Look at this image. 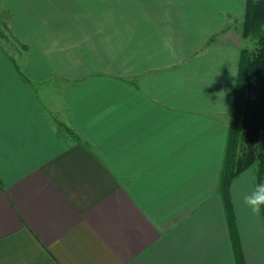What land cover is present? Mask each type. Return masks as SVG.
I'll list each match as a JSON object with an SVG mask.
<instances>
[{
  "label": "crops",
  "instance_id": "crops-1",
  "mask_svg": "<svg viewBox=\"0 0 264 264\" xmlns=\"http://www.w3.org/2000/svg\"><path fill=\"white\" fill-rule=\"evenodd\" d=\"M244 8L0 0V264H238L218 182ZM252 175L230 197L242 264H264Z\"/></svg>",
  "mask_w": 264,
  "mask_h": 264
},
{
  "label": "trees",
  "instance_id": "trees-1",
  "mask_svg": "<svg viewBox=\"0 0 264 264\" xmlns=\"http://www.w3.org/2000/svg\"><path fill=\"white\" fill-rule=\"evenodd\" d=\"M218 192L238 264H242L230 186L257 164L254 185L264 182V0H245ZM250 45V47H243ZM264 224V207L260 212Z\"/></svg>",
  "mask_w": 264,
  "mask_h": 264
},
{
  "label": "rangeland",
  "instance_id": "rangeland-1",
  "mask_svg": "<svg viewBox=\"0 0 264 264\" xmlns=\"http://www.w3.org/2000/svg\"><path fill=\"white\" fill-rule=\"evenodd\" d=\"M221 1H223V0H221ZM226 1H227V5L228 6L231 4V6L233 8V12H234V17L235 18L238 17V15L243 11V0H226ZM203 17H204L203 15L200 16V18H203ZM235 18L233 19V21H234V23H233V29H234V33L236 34V31L240 32V24H238V23H239V21H240L241 18L240 19H235ZM214 39H215V37H212V39H210L209 42H212ZM234 43H235V41H234ZM243 43H244L243 47H245V46L246 47H250V45H245V42H243ZM240 44H242L241 40H240ZM60 82H61V84H60ZM66 85L67 84L65 82H63V81H51L50 82V85H47V91L50 93V96L51 97L54 96V100H53L54 104L56 105L57 108H60L61 110H62V107H63L64 110H62V112L65 115L67 114L69 108H68V106H66L64 104L61 105V100H62V95L61 94H64L65 92H67L69 90L66 87ZM60 120L61 119L58 116L57 119H56V121H57L56 130H57L59 136L63 140L64 139L67 140L66 142L69 143L68 142L69 139L67 138L68 134H67V132L65 130H63V127L61 125V124H66V122L63 123V121H60ZM226 129H227V123H226ZM225 142H226V140H225ZM257 168H258L257 164H254L246 172L252 173L253 174L252 176L254 177L255 174H256V172H257ZM240 185L241 184H236L235 187H234V199H235L237 208H238V201H239V191H238V187ZM218 195H219V192H218ZM238 217H239V208H238Z\"/></svg>",
  "mask_w": 264,
  "mask_h": 264
},
{
  "label": "clouds",
  "instance_id": "clouds-1",
  "mask_svg": "<svg viewBox=\"0 0 264 264\" xmlns=\"http://www.w3.org/2000/svg\"><path fill=\"white\" fill-rule=\"evenodd\" d=\"M242 204L253 214H259L264 207V182L258 183L251 194L243 196Z\"/></svg>",
  "mask_w": 264,
  "mask_h": 264
}]
</instances>
